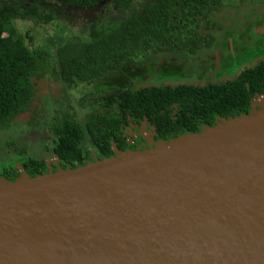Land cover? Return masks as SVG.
<instances>
[{
    "label": "water",
    "instance_id": "water-1",
    "mask_svg": "<svg viewBox=\"0 0 264 264\" xmlns=\"http://www.w3.org/2000/svg\"><path fill=\"white\" fill-rule=\"evenodd\" d=\"M255 101L247 114L142 148L0 175V264H264Z\"/></svg>",
    "mask_w": 264,
    "mask_h": 264
},
{
    "label": "trees",
    "instance_id": "trees-1",
    "mask_svg": "<svg viewBox=\"0 0 264 264\" xmlns=\"http://www.w3.org/2000/svg\"><path fill=\"white\" fill-rule=\"evenodd\" d=\"M18 1L16 6L0 5V131L22 123L17 120L31 108L39 82L53 77L50 80L58 85V91L76 103L57 108L45 134L52 133V146L46 145L59 157L62 167L85 163L80 146L85 134L103 155L112 153L113 142L123 150L121 126L128 116L137 123L145 116L159 136L167 139L186 131L197 132L201 124H213L216 115L246 113L251 97L264 93V60L224 83L134 87L136 81L146 80L153 73L163 57L165 64H170L173 57L186 61L191 55L213 52L235 29L230 31L225 20L230 16L239 20L242 12H255L253 5L264 4V0ZM55 5L80 10L100 6L101 16L88 23L84 19L78 26V39L64 40L61 35L58 42L55 38V46L50 39L27 49L12 18L48 22L57 15ZM248 14L243 16L245 22L251 19ZM93 81L96 87L76 100L71 90ZM58 99L62 103L61 97ZM87 102L118 109L120 116L97 112L86 116L81 124L72 112ZM36 113L34 109L29 115L28 126L38 125ZM86 155L92 159L88 151ZM19 159L32 176L47 171L45 162L35 156ZM0 169L8 180L18 176L13 164Z\"/></svg>",
    "mask_w": 264,
    "mask_h": 264
},
{
    "label": "rangeland",
    "instance_id": "rangeland-1",
    "mask_svg": "<svg viewBox=\"0 0 264 264\" xmlns=\"http://www.w3.org/2000/svg\"><path fill=\"white\" fill-rule=\"evenodd\" d=\"M25 2L29 3V0H26ZM18 3V0H0V5L6 4L16 6L18 5ZM252 9L255 12H242L239 16L241 17L250 13L247 15V17H253L257 20L264 19V12L262 10L264 9V4L256 3L253 5ZM54 10L56 11L57 15H55L54 18H52L48 22H43L42 20L33 21L31 19L18 16H14L12 18L13 25L17 33L22 37L23 43L27 49L31 50L35 46H42L45 40L47 41L50 39V43L54 44L52 46H55V38H57L58 42V38L61 35H64V37L62 38L64 40L68 37L78 39V34L80 33L78 26H81L83 20L85 19L88 23L91 21H96L98 17L101 16L100 6L93 7L88 10H80L68 8L66 5H55ZM230 18H227L225 20V23L230 27V31H233V28L237 29V26H240L237 23V21L239 20L232 18V16H230ZM227 44H229V47H227ZM227 44H223V47L227 49L226 53H224L225 55L223 56V58L220 55L219 61L217 63L212 62L208 64L205 69L206 72L208 71V73L211 74L214 66L218 67L220 59L226 60L227 66L229 65V72L232 69L231 63L234 62L233 58L235 57V54H238L239 57H242V59L246 57H251V55L254 54V51H251L252 47L247 48L248 45H244L245 43L242 42L241 39H239L235 43ZM163 61L165 64L164 57L161 60L157 61L155 70L147 78V80L136 81L134 87L141 88L152 84L175 85L179 82L194 85H202L204 83V80L200 81L195 79V77H191L190 73L191 71H193V69H191L190 71L188 67H183L182 69L180 68L181 70L179 72L176 71L177 69L171 70L169 67H166L161 72L159 70V67L161 66V63ZM218 74L221 73H217V75H215L216 78H218ZM125 77L129 78L128 75ZM52 78L49 77L48 80L39 82V88L37 89L35 100L31 104V108L25 114L22 115V117L19 119L20 121L17 120V122L22 123L14 124L9 130L0 131V168L4 165L13 164V167L16 169V171H18L21 167V160L19 158L22 157L23 154H25L26 156H35L38 159L41 158L49 160L50 158H54L50 157L52 153L51 150L46 149L47 143L52 146V133L50 132L47 135L45 134L48 132V129L50 128L52 122L55 119L57 108H59L60 106L69 105L75 106L76 103L73 101L72 104V99L66 93H60L58 91V85H54L52 80H50ZM92 87H96L94 81L93 83L89 82L83 84L82 86L80 85L78 88H75L76 90H71V93L72 95H74L75 99L78 100L80 94H83L84 91H91ZM59 97H61L62 103H59ZM256 97L255 100L257 99ZM76 107L78 111L72 113V117L79 120L81 124L84 123V118L88 115L97 112L102 113L106 111V109L108 110V114H113L116 110L114 108L104 107L101 104H96L93 102H87L82 106ZM34 109L37 110L36 115L37 118H39V123L37 126L32 127L30 125L28 126L26 121L29 119V115L33 113ZM148 133H150V131ZM135 135H137V132H135ZM142 135L143 132L138 131L137 136L142 137ZM81 146L84 150L93 149V145L90 143V140L86 136V134L84 135V139L81 142ZM0 175L2 176L1 171Z\"/></svg>",
    "mask_w": 264,
    "mask_h": 264
},
{
    "label": "flooded vegetation",
    "instance_id": "flooded-vegetation-1",
    "mask_svg": "<svg viewBox=\"0 0 264 264\" xmlns=\"http://www.w3.org/2000/svg\"><path fill=\"white\" fill-rule=\"evenodd\" d=\"M263 20H257V19H254L253 17H251V19H249L248 22H245L243 16H241L239 21H237V23L240 26H237L238 28L237 29L235 28L234 31L232 32V34L227 36L226 41L221 43V44H218L215 47L214 51L211 52L210 54H208V55L207 54H204V55L200 54L198 57H194L192 55L186 61L180 60V59L177 60L176 58L173 57V59H172L173 63L164 64V61H163L161 63V66L159 67V70L162 72L166 67H169L171 70L177 69L176 71L179 72L183 67H188L190 69V71H191V69H193V71H191V73H190L191 77H195V79L200 80V81L204 80V83L201 86H203L207 83H211V82L212 83H224V82H228V81H233L234 79H236L241 74L242 71H244L245 69H248L252 66H255L259 61L264 60V30H262L264 27V21ZM251 25H253L254 27L251 28ZM239 27H241V28H239ZM239 39H241V41L245 43L244 45H248L247 48L252 47L251 51L253 50L254 54H252L251 57H246L244 59H242V57H239L238 54H235V57L233 58L234 62L231 63L232 69L229 72H228L229 65L227 66L225 59H220L218 67L214 66L211 74L208 73V71L206 72L205 69H206L208 64H210L212 62L217 63L219 61L220 55L222 58L225 55L224 53H226L227 49H225L223 47V44L235 43ZM228 45L229 44H227V47H229ZM228 52H229V50H228ZM239 64H241V65H239ZM197 65H199V67H197ZM213 71H215V72H213ZM219 72L221 74H218V78H216L215 75H217V73H219ZM199 74H202L201 78L199 77ZM180 84H185V83L179 82V83L175 84L174 86H177ZM167 85H169V84H167ZM261 94H263V93L254 94L249 101V108H248L247 112L246 113H240L238 115L247 114L253 108L252 103H254L255 97L256 96L259 97V95H261ZM71 109H73V108H71ZM107 111L108 110L106 109V111H104L102 113L107 115V116L114 117V118L120 116L119 115L120 110H118V109H116L113 114H108ZM72 113H75V112H72ZM238 115H235V116H238ZM218 117L228 118V117H234V116L228 115V117H223V116L216 115L213 124L218 119ZM213 124H211V125H213ZM202 125H205V123L201 124L200 127ZM206 125H209V124H206ZM121 129H122V135H123L124 141H125V148L123 150H126V149H133L134 150L136 147L142 148V146H146L147 143L149 142V139H148L149 137L152 138L153 140L163 138V137L159 136V134L156 130V127L153 124H151L145 116L142 117L138 123L134 122L133 119L128 116L127 121L121 126ZM138 131L143 132L142 137L137 136ZM149 131H150V133H148ZM135 132H137V135H135ZM86 136L88 137V135H86ZM90 143H91V140H90ZM80 146H81V144H80ZM46 149L51 150L52 153H51L50 157H54V158H50L49 160L39 158V160H43L45 162L47 168H48L47 162L52 167H55L56 162L62 167L63 163L61 162L59 157L55 154V152L52 150V148H50V147L47 148V146H46ZM117 149L121 150L115 142H113L111 144V152L112 153L109 155H103L94 146H93L92 150H88V149L84 150L82 148V151H83L82 157L85 158L84 162L86 163L87 161H91V160L93 161L94 157L101 159L103 157H109L111 155H114L115 150H117ZM86 151L89 152V154L92 158L91 160L89 158L87 159ZM23 155L26 156L25 154H23ZM73 164H74V166L81 165L78 162H74ZM65 167H62V168H65Z\"/></svg>",
    "mask_w": 264,
    "mask_h": 264
},
{
    "label": "bare ground",
    "instance_id": "bare-ground-1",
    "mask_svg": "<svg viewBox=\"0 0 264 264\" xmlns=\"http://www.w3.org/2000/svg\"><path fill=\"white\" fill-rule=\"evenodd\" d=\"M255 102L257 105H259V104L264 105V96L259 97Z\"/></svg>",
    "mask_w": 264,
    "mask_h": 264
}]
</instances>
